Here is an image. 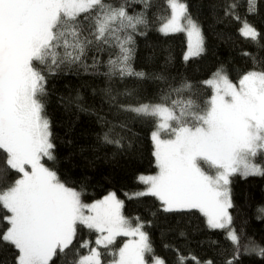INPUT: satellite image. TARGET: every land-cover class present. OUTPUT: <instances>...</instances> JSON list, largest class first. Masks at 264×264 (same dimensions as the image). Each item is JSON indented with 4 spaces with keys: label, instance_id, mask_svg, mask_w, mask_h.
I'll use <instances>...</instances> for the list:
<instances>
[{
    "label": "snow or ice",
    "instance_id": "6c2138e0",
    "mask_svg": "<svg viewBox=\"0 0 264 264\" xmlns=\"http://www.w3.org/2000/svg\"><path fill=\"white\" fill-rule=\"evenodd\" d=\"M166 2L171 15L159 30L186 33L184 59L198 56L204 50L203 37L186 3ZM248 3L254 10V0ZM145 23L143 14L133 17L124 6L107 0H0V150L6 153L8 168L18 174L0 188V206L8 213L0 240L17 250L16 264H50L57 252L67 255L78 225L99 233L95 243L105 248L117 236L133 238L112 252L111 264H164L154 255L146 259L153 249L143 224L133 225L122 215L123 204L115 194L85 204L80 192L41 162L42 157L54 159L55 147L44 114L45 73L80 64L88 46L104 44L119 50L108 61L109 74L143 79L146 74L129 63L134 41L127 29L135 32ZM241 34L253 40L258 36L247 21ZM204 83L213 92L210 99L171 100L172 93L190 91L191 85L183 83L164 92L159 103L137 101L121 107L138 117L154 118L156 124L152 140L158 172L140 176L146 188L134 196H154L165 211L199 210L211 228L224 229L231 223L229 176L264 175V165L256 160L264 154V69L243 74L238 86L222 71ZM104 140L120 143L109 133ZM226 238L238 242L234 231ZM259 254L264 255V248ZM180 261L184 264L182 257ZM70 264H101V253L89 248V255Z\"/></svg>",
    "mask_w": 264,
    "mask_h": 264
},
{
    "label": "trees",
    "instance_id": "16d2710c",
    "mask_svg": "<svg viewBox=\"0 0 264 264\" xmlns=\"http://www.w3.org/2000/svg\"><path fill=\"white\" fill-rule=\"evenodd\" d=\"M107 2L124 6L133 17L143 14L146 23L137 25L135 32H127L134 41L129 45L133 48L129 63L134 71L146 75L140 79L109 74L108 61L115 59L119 50L104 44L88 46L80 64L46 72L44 114L55 147L54 159L42 157L41 162L66 186L80 192L85 204L114 193L123 204L122 215L133 225L143 224L153 249L146 259L154 255L164 264H181L180 257L184 264H264V255L259 254L264 248V175L231 177L230 228L238 237L237 243L227 239L223 230L211 229L196 210L167 212L151 195L134 196L145 189L139 177L158 172L151 139L155 119L138 117L121 107L137 101L159 103L164 92L183 83L191 85L190 91L172 93L171 100L210 99L212 90L204 82L217 71L237 84L248 71L264 69V0H254L251 11L248 0H182L201 29L204 49L186 61L185 35H162L157 30L170 16L166 0H147V6L144 0ZM245 21L257 31L255 40L242 37ZM105 133L120 143L105 142ZM6 158L0 150V188L18 177L6 165ZM256 160L264 165L261 155ZM5 215L7 211L0 206V232L7 227ZM96 237L95 231L78 225L67 255L57 252L50 264H70L74 258L87 255ZM122 241L120 237L107 248H99L101 264L112 261V252L119 250ZM74 253L79 256L74 257ZM17 255L13 245L0 240V264H16Z\"/></svg>",
    "mask_w": 264,
    "mask_h": 264
},
{
    "label": "rangeland",
    "instance_id": "374dc122",
    "mask_svg": "<svg viewBox=\"0 0 264 264\" xmlns=\"http://www.w3.org/2000/svg\"><path fill=\"white\" fill-rule=\"evenodd\" d=\"M169 10H170V8H169ZM170 15H171V10H170ZM170 17V16H169ZM168 17V18H169ZM167 18V19H168ZM167 19L163 22V24L167 21ZM163 24H161L159 27H158V32H160L162 35H164V33H162L159 29L161 28V26L163 25ZM242 28V27H241ZM175 33H178V32H175ZM180 33H183L184 35H185V38H186V41H187V35H186V33H184V32H180ZM240 33H241V30H240ZM169 34H174V33H169ZM165 35H167V34H165ZM242 35V34H241ZM242 37H244V38H250V37H246V36H244V35H242ZM187 50H188V41H187V45H186V50H185V54H184V57H185V55H186V53H187ZM202 53V52H201ZM200 53V54H201ZM194 57H197V56H194ZM194 57H190L189 59H191V58H194ZM185 60V59H184ZM186 61V60H185ZM211 79V78H210ZM235 84V83H234ZM237 86H238V83L236 84ZM212 94H213V92H212ZM156 128V127H155ZM156 130V129H155ZM154 130V131H155ZM166 134H164L163 135V138H168L167 136L166 137H164ZM151 139H152V134H151ZM152 145H153V150H155V145H154V141L152 140ZM153 153H154V151H153ZM261 156H262V158L264 159V154H261ZM154 160H155V157H154ZM27 167V166H26ZM28 170H30V168H28ZM157 171H158V168H157ZM212 174H214V170H213V172H212ZM155 175V174H154ZM234 175H238V176H241V177H243V178H245V176L244 175H242V174H240V173H234V174H231L230 176H229V183H230V180H231V177H234ZM256 175H260V174H256ZM256 175H248V176H256ZM227 187H228V190H229V198H230V189H229V184L227 185ZM145 188H146V185H145ZM145 190V189H144ZM143 190V191H144ZM109 194H114V193H108L107 195H109ZM116 196V195H115ZM145 196H150V195H145ZM154 197V196H153ZM105 198V197H104ZM104 198H102V199H104ZM156 198V197H155ZM102 199H99V200H102ZM157 199V198H156ZM158 201H159V203H162L159 199H157ZM98 201V200H97ZM93 203H95V202H93ZM231 203H232V201H231ZM86 204H92V203H86ZM162 207H163V209H164V206H163V204H162ZM230 208H228V215L230 216V210H229ZM193 210H195V209H193ZM192 210V211H193ZM180 211H188V210H180ZM197 212H199V210H196ZM167 212H172V211H167ZM202 216H203V218L205 219V222H207V217H205L202 213H200ZM208 224V223H207ZM209 226V225H208ZM83 227V226H82ZM210 227V226H209ZM85 228V227H84ZM211 228V227H210ZM211 229H220V228H211ZM143 230V229H142ZM220 230H223L225 233H226V235H227V233L229 232V231H233L231 228H230V224L226 227V228H224V229H220ZM100 234L99 233H97V237L96 238H98V236H99ZM120 237H122L123 238V241H122V243H121V246H120V248L125 244V243H127L129 240H131V239H133L132 237H126V236H117L116 237V239L117 238H120ZM138 238V237H137ZM115 239V240H116ZM96 241V240H95ZM231 241V240H230ZM232 242V241H231ZM100 247H103V246H98V245H96V243L94 242V245L91 247V248H97V250L99 251V248ZM87 255H89V252H88V254ZM87 255H85V256H87ZM158 258V257H157ZM160 259V258H159ZM148 261H151V259H147ZM161 260V259H160ZM109 264H111V262L109 263ZM200 264H203V263H200Z\"/></svg>",
    "mask_w": 264,
    "mask_h": 264
}]
</instances>
